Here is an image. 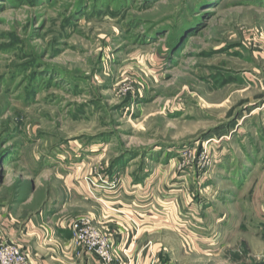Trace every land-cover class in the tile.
Returning a JSON list of instances; mask_svg holds the SVG:
<instances>
[{"label":"rangeland","instance_id":"374dc122","mask_svg":"<svg viewBox=\"0 0 264 264\" xmlns=\"http://www.w3.org/2000/svg\"><path fill=\"white\" fill-rule=\"evenodd\" d=\"M78 168L177 189L172 264H264V0H0V221Z\"/></svg>","mask_w":264,"mask_h":264},{"label":"crops","instance_id":"0c3cea01","mask_svg":"<svg viewBox=\"0 0 264 264\" xmlns=\"http://www.w3.org/2000/svg\"><path fill=\"white\" fill-rule=\"evenodd\" d=\"M78 169L66 176L56 205L51 200L16 227L3 218L0 240L18 244L32 264H99L94 256L80 252L68 228L69 220L87 214L98 228L113 236L117 253L126 249L119 253L121 264H172L175 251L170 248V231L173 238L180 237L170 214V197H177V189L165 192L167 187L160 185L163 178L157 170L143 182L122 177L119 185L110 189L101 185L104 174L90 177V169ZM92 182L97 187H92ZM173 185L177 188L178 184Z\"/></svg>","mask_w":264,"mask_h":264},{"label":"built area","instance_id":"2783aa9c","mask_svg":"<svg viewBox=\"0 0 264 264\" xmlns=\"http://www.w3.org/2000/svg\"><path fill=\"white\" fill-rule=\"evenodd\" d=\"M102 176L101 174L96 175ZM105 177V176H104ZM106 178V179H105ZM101 185L116 188L120 183V178L105 177ZM97 185L92 182L91 186ZM68 228L72 234V241L80 250L94 254L101 260L100 264H118L113 250V236L98 229L88 216L77 218L69 223ZM0 264H32L26 252L15 242L0 240Z\"/></svg>","mask_w":264,"mask_h":264}]
</instances>
